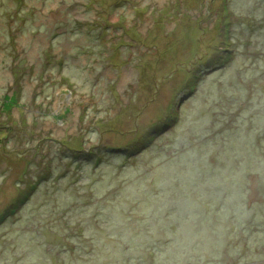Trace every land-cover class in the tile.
Segmentation results:
<instances>
[{
    "label": "rangeland",
    "instance_id": "374dc122",
    "mask_svg": "<svg viewBox=\"0 0 264 264\" xmlns=\"http://www.w3.org/2000/svg\"><path fill=\"white\" fill-rule=\"evenodd\" d=\"M0 218V264H264V0H0Z\"/></svg>",
    "mask_w": 264,
    "mask_h": 264
},
{
    "label": "trees",
    "instance_id": "16d2710c",
    "mask_svg": "<svg viewBox=\"0 0 264 264\" xmlns=\"http://www.w3.org/2000/svg\"><path fill=\"white\" fill-rule=\"evenodd\" d=\"M12 100V99H11ZM11 100H8V101H5V102H3V104H4V106H7V109H10V107H9V105L11 106V105H13L12 103H14L13 102V100L11 101ZM7 104H9V105H7ZM142 145H144V144H142ZM141 148H142V146H141ZM81 150V148H78L76 151H80ZM142 150V149H141ZM94 153H92L91 154V156L93 155ZM98 161L100 160V156H96L95 157ZM76 159V158H75ZM34 187H35V185H32V189H34ZM24 194H26V195H22L21 197H23V198H25V197H27V194L28 193H24ZM19 200V199H18ZM3 218H4V216H2ZM0 221H1V218H0Z\"/></svg>",
    "mask_w": 264,
    "mask_h": 264
}]
</instances>
